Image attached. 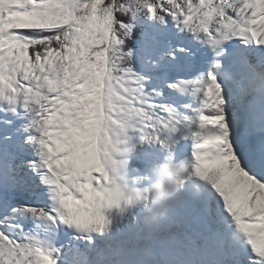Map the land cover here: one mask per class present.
<instances>
[{
  "label": "snow or ice",
  "instance_id": "1",
  "mask_svg": "<svg viewBox=\"0 0 264 264\" xmlns=\"http://www.w3.org/2000/svg\"><path fill=\"white\" fill-rule=\"evenodd\" d=\"M0 264H264V0H0Z\"/></svg>",
  "mask_w": 264,
  "mask_h": 264
}]
</instances>
